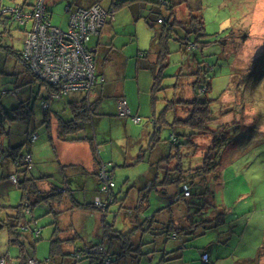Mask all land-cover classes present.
I'll use <instances>...</instances> for the list:
<instances>
[{"label":"rangeland","instance_id":"374dc122","mask_svg":"<svg viewBox=\"0 0 264 264\" xmlns=\"http://www.w3.org/2000/svg\"><path fill=\"white\" fill-rule=\"evenodd\" d=\"M15 1L23 2V0ZM81 1L47 0L51 24L63 30L68 29L70 15L66 12V8L71 4L75 7ZM108 1L101 0L103 4ZM160 1L162 3L159 0H146L145 6L146 8L157 6L166 13L165 3L170 0ZM177 1H181L180 7L175 9L177 20L185 22L183 20L186 18L190 19L189 9L192 8L193 15L200 14L202 17L204 34L197 36L187 23H175L172 29L170 27L169 54H167L164 71L166 78L162 79L161 86H173L178 78L180 89L177 93H175V87L156 91L158 106L163 108L166 104L165 98L173 99L174 95H181L182 99L193 98L197 90L192 87L195 80L196 86L205 84L208 89L197 96L209 101V110L213 119L208 125L210 130L219 131L217 134H222L224 138L217 141L215 149L219 157L216 172L210 171L205 177L200 178L194 177L195 173L189 170L188 173L193 174L192 181L195 182L190 198L173 203V208L172 205L166 206L170 203L169 199L161 205L154 199L155 192L152 191L156 186H153L150 191L151 207L145 210V213L151 216L153 212L163 211V215L173 216L177 225L223 213L224 223L221 226L207 230L204 234L197 232L192 234L193 236H186V234L180 236L181 239L183 237L191 239L182 252L188 250L187 255L192 264H201L199 253L202 247L209 246L208 249H210L213 244L222 247L219 248L221 250L214 251L213 262L217 259L218 253H224V255L235 253L240 257L258 253L261 248H264V0H174V2ZM12 2L14 1L2 0L0 6L7 7ZM80 7L86 6L80 5ZM147 13L146 10L143 11L144 15ZM30 25L31 22L27 23L28 28ZM24 29L25 25L12 20L9 13L0 15V205L7 203L6 205L14 206L21 200V190L14 184L7 185L1 181V177L11 167L9 162L4 160L3 152L9 146L21 141L18 137L21 125L6 116H10L12 108L17 106L15 91L23 97V86L29 76L23 63L14 54V51L20 52L22 49ZM156 32L144 17L135 19L127 6H118L115 17L110 24L107 22L102 30L100 42L105 35L106 42H110L114 50H117V55H120L117 60L123 68L121 78L124 76L126 80L127 101L128 95L136 99L137 78L141 80L142 87L146 75L152 79L151 60L149 61L143 53L157 50V45L152 40ZM5 45L11 47L13 53L4 49ZM115 96L116 93H113L102 99L107 110L117 111ZM39 98L33 101L34 121L37 123L41 122ZM47 109L44 110L47 111ZM179 113L183 115L182 112L179 111ZM139 116L141 118L139 123H135L131 117L128 118L127 133L124 131L125 126L123 128L117 122L110 120L108 116L102 117L97 126L96 140L101 144L98 150L99 156L102 158L101 162L109 164V169H114L112 178L115 183L114 193L117 195V200L109 207L104 222L122 233L133 230L129 226L127 214L133 213L134 202L147 192L142 188L143 177L149 169V155L153 153L152 149L157 143L154 138L152 139L153 131L150 124H147L149 138L143 139L142 127L149 120L144 113ZM168 128L160 129L158 137L161 138L160 143L163 144L165 151L161 149L162 154L159 156L167 155L166 152H168L169 146L165 141H168L169 131L172 130ZM46 132L44 128L38 129L39 138L32 143L34 146L32 150L34 153L39 150L40 156L44 157L48 154L50 157L51 149L48 146L50 142ZM208 134L194 137L193 141L197 147L192 144L180 146L181 150L177 158L180 157L181 166L186 171L202 165V159L213 140L211 133ZM90 135L92 136L91 129ZM132 137L134 141L130 139ZM179 139L181 143L187 144V137H179ZM123 152L127 154L125 158ZM138 153L141 157L134 162V157L137 158ZM49 161L51 160H44L45 163H43L41 160L37 167L45 168L44 166L49 165L50 167L46 169H53L54 165ZM12 165L15 169L12 173L21 169ZM32 166L35 168L34 161ZM33 173L35 172L32 170L30 174ZM162 178L163 172L158 169V175L154 177V180L160 181ZM198 179H202L206 187H202L203 185L198 187ZM176 186L169 185L167 195ZM1 193L4 194L1 195ZM82 196L83 194L78 195L81 198ZM86 196L87 203L91 202L90 197L88 198L87 194ZM205 200L208 201L207 204ZM50 206L46 202L33 206L32 212L36 221L33 225L41 231L35 249L31 253L33 257L37 260L48 257L51 236L57 225L65 228L62 231L63 236L68 235L70 231L73 234L78 233L73 241L77 247L70 251V258L76 255L75 249L86 252L93 246L90 245L86 249V244H98L99 237L95 236L94 231L96 224L100 222V216L97 219L96 214L91 213H87V217L61 215L62 218L58 220L60 213L52 211ZM162 207L165 208L162 209ZM188 207H190V213L187 211ZM198 209H201V214ZM1 212L4 214L3 210ZM167 224L165 222L156 226L158 228L153 227L147 230L139 228L133 244L140 245L142 253L132 252L136 255V259L128 258L124 264H159L163 256L162 251H168L172 244H176L171 235L166 232ZM80 226L84 228L83 231H80ZM210 240H212L211 243H209ZM106 245L108 246L107 239ZM262 252L264 253V249ZM17 253L18 249L9 242L7 228L0 229V256L5 258L6 264H16ZM79 254L84 256L83 253ZM236 255L231 257L227 264H235L233 261L237 258ZM69 257L66 259L69 264H89L87 258L78 260L77 256H73L74 260H72ZM225 260L227 258H222L220 262Z\"/></svg>","mask_w":264,"mask_h":264},{"label":"trees","instance_id":"16d2710c","mask_svg":"<svg viewBox=\"0 0 264 264\" xmlns=\"http://www.w3.org/2000/svg\"><path fill=\"white\" fill-rule=\"evenodd\" d=\"M2 0H0L1 3ZM10 5H18V7L22 8L23 11H29L31 10L34 1L29 0H23L22 3H18L15 0H13ZM146 0H113V7L116 6H128L132 13L134 14V18L138 19L140 17H144L147 23L154 28L157 32L153 36L152 40L157 45V50L155 52V58H154V64H155V72L153 74V82L151 87V92L153 96L158 90H165L169 87H175L177 93L179 88L178 84V78L177 81L173 84V86H161V81L163 78H166V75H164L166 62H167V54H169L168 50V38L170 36L169 31L170 27L172 29V26L175 23L178 24H189L191 26V30L193 33H195L197 36L204 34V26L202 17L200 14L193 15L192 14V8H190V15L189 18H186L185 22L178 21L175 17V9L180 7L181 1L174 2V0L166 1L165 6L167 8V12H162L161 8L157 6H150V8H146ZM160 3H162L159 0ZM184 2V1H183ZM98 3V2H95ZM154 3V2H152ZM94 4V3H92ZM72 6V4L70 5ZM1 7V6H0ZM146 10L148 13L143 14V11ZM2 15V13H0ZM12 20H15L12 15H9ZM158 20H161L159 23ZM24 31V30H23ZM202 32V33H201ZM182 40V39H181ZM23 43V41H22ZM1 45V44H0ZM192 45V44H189ZM188 45V46H189ZM195 46V45H194ZM191 47V46H189ZM4 49H7L9 52H12L11 47L4 46ZM150 52V51H149ZM149 52L143 53V55L148 56ZM13 53V52H12ZM14 54L19 58L21 61L20 52L14 51ZM22 62V61H21ZM29 73L28 80L24 83L23 86V97L18 95L17 91L15 93L17 94V106L12 108V114L10 116H6V118H9L10 120H13L18 122L21 125V131L18 137L20 138V142L18 144L9 146L8 149L3 152L4 159L9 158L11 161V164H14L17 168H21L20 170L17 169L14 173L18 174V185L16 186L19 190H21V200L17 205H0V212L1 210L4 211V214H0V229H3L4 227L7 228L9 232V242L13 246H15L18 249V253L15 257L17 260L16 264H28L30 260H35L38 264H69L67 262V257L70 256L69 251H65L63 246L69 241V239H61L58 237L59 229L56 227V230H54L53 235L51 236L50 241V250L48 257L44 260H37L31 253H33L36 243L39 240V236H35V230L36 227H34L35 218L31 216L32 208L38 203L46 202L49 204L53 203H61L64 201V199L70 198V203L73 207H82L85 209H93L98 210L93 206V202H85V203H76L73 205V198H71L70 190L66 187L67 185H61L53 187L49 190H41L39 189L36 181L34 178L26 177V172L31 170V168H27L26 165L23 164V156L25 152H29V150H24L25 146L29 144V142H33L35 140H31V136L33 134H38L35 131V127L33 126V118H34V111H33V101H35L33 96V87L35 88H46L47 86L44 85V83H41L36 76L29 70V68L23 64ZM196 80L193 82L192 87H194L195 90V96L193 98H185L182 99L181 95H174L173 99H167L165 98L166 104L163 106V108L156 114L152 119H150L152 126L154 127L153 136L154 141H161V139L158 137L160 134V129L162 127H169L172 130L169 131V137L168 141H165V143L168 144V152L167 155L165 154L164 158H162L159 162H152L150 165V172L152 173V182H155L154 177L158 175V169H160V165L163 163H166V165L169 167V161L172 159L176 160V166H175V172L172 174L170 169L167 171V175L165 177V186L167 189L169 188V185H177L175 189H173L170 194L168 195L167 199L171 201L173 198L176 200L172 203H169L166 206H171L173 203H176L180 200H186L188 197L184 198L183 192H181L182 185L187 184L190 187V196H192L193 187L195 186V182L192 181V178L194 177H200L203 178L207 173L216 172L218 167V154L216 152L217 147V141L221 140V138H224L222 134H217L219 131L210 130L209 123L213 120L211 117V111L209 110V101L199 98L198 94H203L207 89L208 86L205 84L201 85L199 84L196 86ZM34 85V86H33ZM204 88L201 92L199 89ZM14 91V90H13ZM13 91L11 92L12 95ZM44 95H42L41 98H43ZM15 97V96H14ZM41 98L40 101H41ZM34 99V100H33ZM38 99V98H37ZM94 102L91 101V99L87 96H84V98L79 101V104H77L74 107L73 110V117L69 120H63L60 119L59 122V136L66 141H72V140H78L81 138H85L92 144L93 147V141L92 136L90 135V129H91V121L94 118ZM46 111V110H45ZM42 111L43 115L45 116L47 112ZM180 112L183 113L181 115ZM1 126V125H0ZM168 128V129H169ZM89 129V134H88ZM82 131V135L74 136V133L77 131ZM189 130V131H187ZM211 133L213 140L210 144V147L207 149V152L205 153L203 159H202V165L198 166L196 168L188 169L187 171L181 166L179 158H177V155H179V150H181V145H190L196 146V143L193 141L194 137L198 135L208 134ZM209 135V134H208ZM179 137H187V144L181 143ZM38 138V135H37ZM95 147V146H94ZM93 147V150L96 148ZM197 147V146H196ZM31 154V153H30ZM139 156L138 158H140ZM32 163V161H31ZM189 170L193 171L195 175L188 173ZM186 171V172H185ZM192 175L194 177H192ZM197 183L199 184L198 187H206L203 184L202 179H198ZM62 190V191H61ZM64 190V191H63ZM114 195V194H113ZM205 204L208 203V201H204ZM29 209L30 214L27 215L24 213L25 209ZM165 207H162L164 209ZM5 209V210H4ZM161 209V210H162ZM205 209V208H204ZM8 210V212H6ZM101 212L100 210H98ZM200 214L202 213L201 209H198ZM161 211L160 213H162ZM106 211L103 213V216H105ZM152 214L150 217H145V221H143V225L147 224V226L143 227V230L147 229H153L151 228L153 223L159 222L158 219V212ZM223 213H218L217 215H212L208 217H203L202 219L198 220H190L188 227H176L173 218H169L167 221L166 232L169 235H172L175 239L176 246L172 250L169 251H162L163 256L161 257V260L159 264H176L180 263L181 260V253L183 248H186V243L189 242L191 239L188 237H183L182 239L180 236L186 234V236H193L192 234H199L205 233L207 230H210L212 228H216L221 226L224 223ZM55 223V222H54ZM103 225H104V239L109 237L112 238L111 234L115 233V238L119 240L120 244V252H110L106 251L104 248L103 253H88L83 252V250H80L79 252L75 249V254L73 256H77V259H89V264H106V261L108 264H124V261L129 259H136V255H133L134 253H142L140 249V245L133 244V239L135 241L136 233L138 229H133L131 231H128L126 233L119 232L115 230L114 228H111L110 225H106L103 218ZM152 223V224H149ZM158 228V227H154ZM141 229V228H140ZM177 239L179 241H177ZM100 245V244H96ZM96 245L91 246L90 248H94ZM209 247V246H208ZM208 247L202 248V255L204 253L209 252ZM89 248V249H90ZM264 248H261L258 252V256L255 259L248 260L247 262L249 264H257V261L259 258L264 254L261 251ZM78 252V253H77ZM134 252V253H132ZM79 253H83L84 256H80ZM201 255V257H202ZM209 255V254H208ZM132 257V258H131ZM70 258V257H69ZM70 258V259H72ZM74 260V259H72ZM6 264L5 258L3 256H0V264ZM208 264V263H207Z\"/></svg>","mask_w":264,"mask_h":264},{"label":"crops","instance_id":"0c3cea01","mask_svg":"<svg viewBox=\"0 0 264 264\" xmlns=\"http://www.w3.org/2000/svg\"><path fill=\"white\" fill-rule=\"evenodd\" d=\"M98 2L100 3L103 7L105 8H111L113 7V0H109L106 4H103L101 2V0H82L80 4H77L76 6H90L92 5V3ZM128 7V6H127ZM118 6L112 8L113 9V18L115 17V11L117 10ZM128 9L130 10V8L128 7ZM110 19L109 21H107L109 24L111 23V21L113 20ZM107 22L103 25V27L99 30V32L97 34H94L91 37V41H90V46L93 49V53H94V57H95V66H96V73L97 75H99V77H103L104 80H98V85L97 87L93 88L91 93L89 94V97L91 99V101H93L94 104V118L91 121V131H92V141H93V147L96 148L95 150H93L92 144L90 143V141H88L85 138H81L78 140H72V141H66L63 140L60 136H59V122L60 119L63 120H69L71 119L74 115H73V110L74 107L79 104V101H81L82 98H84V96H86V94L84 93H79V92H71L68 95H64L58 99H54L50 101V106L47 109V114L44 116L43 112L40 110L41 112V122L37 123L35 122L34 118L33 120V126L35 127V131L38 133V129L40 128H44L46 129V135L48 138V141L50 142V149H51V156L49 157V155L47 154L46 156H40L38 153H40L39 150H37L36 153L33 152V148L34 146H32L33 142H29L28 145H26L24 149L29 150L32 156V164L33 161L35 162V168H31V170L26 172V177H31L34 178L39 189L41 190H49L53 187L56 186H61L66 184L67 188L70 190L71 193V198H73V205H75L77 202L78 203H85L87 202L86 200V194L88 195V198L90 199V201L92 202L93 199L98 195V179H97V169H98V165L101 162V157L99 156V148L101 146V144L96 140V135H97V126L99 124V121L102 117L104 116H108V118L112 121L117 122V124H119L120 126H125L124 131L127 133V122L129 121L128 118H120L117 115V111H111V110H107L106 105L103 104L102 102L104 100H102L104 97H107L109 95H112L113 93H116V99L121 96L123 98L126 99V94H125V79L124 76L121 78L122 74H123V68L122 65L118 64V60L117 58L120 57V55H117V50H114L113 45L110 42H106L105 40V35L102 38V42H100V38L102 36V30L104 27H106ZM155 52L156 50H152L150 52L149 56H146L147 59H149V61L151 62V66H152V79L149 77V75H146V79L143 80V87L140 85L141 80L139 78H137V83H136V91H137V96L136 99H132L131 97H128V107L130 108V111L132 114H136V115H140L142 113H144L149 122L142 127V132H143V139L144 138H149V132H148V127L147 124H150V126L152 127V131H154V127L151 124L150 119H152V117H154V115H156L162 108L158 106V99L156 97V94H154L155 96H153L152 94V82H153V74L156 70L155 68V64H154V56H155ZM140 80V81H138ZM34 86V85H33ZM142 89V90H141ZM46 88H41L39 89L38 87L35 88V86L33 87V96L34 99L36 100L37 98H41L42 95L44 94ZM33 99V100H34ZM118 106V105H117ZM161 108V109H160ZM107 113V114H105ZM103 115V116H101ZM94 128H95V132H94ZM135 134V133H134ZM82 135V131H77L76 133H74V136H79ZM133 135V134H132ZM129 136V135H128ZM38 138H39V134H38ZM37 138V139H38ZM36 139V140H37ZM131 140H133V137L130 138ZM161 139V138H160ZM22 141V140H21ZM134 141V140H133ZM157 142V141H155ZM159 141L157 143H155L154 148L152 149V154L149 155V169L148 172H146V176H144V182H143V186L142 188L146 189L145 195L141 198H137V200L134 202V209L132 214H127L128 217V222H129V226L132 227V229H138L139 228H143L144 226H147L146 224L143 225V221H145V217H150L145 213V210H147L149 207H151V195H150V191L153 189V186H156V188L154 189L155 192V198L157 200V202L159 204L163 205L165 204V202H167V187L165 186V177L167 175V171L168 169L172 170L170 171L172 174L175 172V166H176V160L172 159L169 161V167L166 165V163H163L160 165V170H162L163 172V178L160 181H157V179H155V182H152V173L150 172V165L152 164V162H159L162 158H164L165 156H159L160 154H162V150L165 151V149L163 148V144H161ZM102 143V142H101ZM153 144V143H152ZM13 146V145H11ZM133 147V146H132ZM151 147V146H150ZM131 148V147H130ZM162 149V150H161ZM140 153V152H139ZM138 153V154H139ZM137 154V155H138ZM126 152H123V156L125 158ZM139 156H141L140 154L136 157H134L135 161L139 160ZM159 156V157H156ZM34 159V160H33ZM5 161H8L10 166L9 167V171L11 170L10 173H12L15 169L13 167V165L11 164V161L9 158H5ZM42 162L44 160H51L49 162L52 163V165H54V168H50V169H46V167H50L49 165L44 166L45 168H39L37 167V164L39 161ZM126 163H128V161H125ZM133 162V163H134ZM45 163V162H43ZM131 164V163H128ZM32 170L35 172L32 175L30 174V172H32ZM108 170L110 172V174H114V169L108 167ZM8 171V172H9ZM1 177V181H4L7 185H10V183L12 184V182L9 180V174L8 176L7 173ZM113 177V176H112ZM157 182V183H156ZM6 185V186H7ZM16 187V186H15ZM8 188V186H7ZM17 188V187H16ZM115 188V187H114ZM18 189V188H17ZM151 192V193H152ZM6 193V192H4ZM4 193H1V195H3ZM81 197H78V195H82ZM140 196V195H139ZM147 198L149 199L147 201ZM85 199V200H84ZM187 199V198H186ZM117 200V195L114 193V200L113 202L109 205V207L116 202ZM176 199H172L170 201V203L174 202ZM177 203V202H176ZM2 204V206L6 205ZM50 209L52 211H56L59 212L60 214L58 215L57 219L59 220L61 217V215H70V216H83V217H87L88 214L87 213H91V214H96L97 219L99 218V216L101 217L100 222H98V224H96L95 227V231L94 233L96 237H99V242L98 244L103 245V247L105 248L106 251H110V252H116L119 253L120 252V244H119V240H117L115 238V233L111 234L112 238L107 237L104 239V235H103V231H104V223H103V218L105 221V216L102 217V213H100L98 210H93V209H85L82 207H73L72 204L70 203V198L68 199H64V201H62L61 203L57 204V203H51L50 204ZM174 205V204H173ZM173 205L171 206L173 208ZM106 210L107 211L109 210ZM190 207L187 208L188 213H190L189 210ZM158 210V209H157ZM33 211V208H32ZM78 211H80L79 213H77ZM175 211H177L175 209ZM105 213V215H106ZM178 213V211H177ZM154 214V213H152ZM151 214V215H152ZM32 216H34L33 212L31 213ZM158 215V219L159 222H155L153 223L154 226H159L162 225V223H165L169 220V218H171L169 215L165 216L162 213L157 214ZM182 217V216H179ZM162 218V221H160V219ZM174 223L176 225V227L180 226V227H188L189 226V222L186 221L185 223L182 222L181 225H177L175 222V218L172 216ZM70 219V218H69ZM65 221H67L68 223H70L67 219H65ZM36 222V221H35ZM56 224V221H55ZM152 224V223H149ZM67 225V224H66ZM58 229H59V234L58 237L61 239H69V241L63 246L65 251H73L74 247H77L75 244H73L74 239L77 237L76 235H78L77 232H75V234H73L72 231H70L67 234H65V236H63L64 234H62L63 229L65 230L64 227H62L61 225H57ZM62 227V228H60ZM80 231H83V227L80 226ZM41 234V231H40ZM173 235V233H171ZM204 234V233H202ZM171 235V238L173 237ZM106 239H107V243L108 246L106 245ZM174 239V238H172ZM175 240V239H174ZM212 240L209 241V243H211ZM176 243V242H175ZM208 243V245H209ZM90 245H96V244H86V249L90 246ZM176 244H172L169 248V250H172L173 248H175ZM206 247V246H204ZM224 247V246H223ZM203 248V247H202ZM220 247L218 244H213L211 245V248L209 249L208 252V257H209V261L208 264H227L228 260L233 257L234 255H236L235 253H226V255H224V253H218L217 259L213 262L212 260V256L215 250H218ZM81 249H78V251H80ZM201 250V249H200ZM221 250V249H219ZM87 252V251H86ZM188 250H185L184 253H181V260L180 263L177 264H192L189 260V256L187 255ZM203 251H201V253H199V261L201 264L202 260H201V255H202ZM264 255V254H263ZM262 255V256H263ZM258 256V253H254V254H249L247 256H238L236 255V259L233 261V263L235 264H249L247 261L251 260V259H255ZM260 257L259 260L257 261V264H264V257ZM222 258H227V260H225L224 262H220V259ZM176 264V262H175Z\"/></svg>","mask_w":264,"mask_h":264},{"label":"built area","instance_id":"2783aa9c","mask_svg":"<svg viewBox=\"0 0 264 264\" xmlns=\"http://www.w3.org/2000/svg\"><path fill=\"white\" fill-rule=\"evenodd\" d=\"M66 12L70 15L69 28L63 30L51 24L47 0H35L31 10L27 12L18 5L0 7V13H9L18 24L25 25L20 56L22 63L41 83L47 86L44 96L41 98V111L49 108L51 100L71 92H82L89 97L98 80L103 81L104 79L102 76L98 78L96 74L95 57L90 41L91 37L113 18V9L105 8L100 3H94L86 7L69 5ZM29 22L31 25L28 28L27 23ZM158 22L160 23L161 20ZM202 90L204 88L199 89L200 92ZM117 105L118 117H131L135 123L141 121L139 115H132L125 98L119 96ZM35 139H37V134L31 136L32 141ZM31 161V154L25 152L23 164L30 169ZM108 167L109 164L103 162L98 165V195L92 201L93 206L102 213L114 200L115 183ZM18 177V174L12 173L9 175V180L17 186ZM181 192H183L184 198L189 197L190 187L183 184ZM24 213L29 215V209H25ZM39 235L40 230L36 228L35 236ZM97 251L98 254L103 253V245H98L93 250H87L88 253ZM201 260L203 264H207L208 254L204 253ZM28 264L38 263L35 260H30ZM106 264H108L107 261Z\"/></svg>","mask_w":264,"mask_h":264},{"label":"bare ground","instance_id":"6f19581e","mask_svg":"<svg viewBox=\"0 0 264 264\" xmlns=\"http://www.w3.org/2000/svg\"><path fill=\"white\" fill-rule=\"evenodd\" d=\"M97 74V73H96ZM98 76V78H99V75H97ZM104 80V79H103ZM96 86V85H95ZM90 98V97H89Z\"/></svg>","mask_w":264,"mask_h":264},{"label":"water","instance_id":"95a60500","mask_svg":"<svg viewBox=\"0 0 264 264\" xmlns=\"http://www.w3.org/2000/svg\"><path fill=\"white\" fill-rule=\"evenodd\" d=\"M69 6V5H68Z\"/></svg>","mask_w":264,"mask_h":264}]
</instances>
